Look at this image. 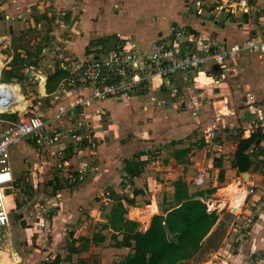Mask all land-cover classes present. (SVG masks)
Returning <instances> with one entry per match:
<instances>
[{"label": "crops", "instance_id": "0c3cea01", "mask_svg": "<svg viewBox=\"0 0 264 264\" xmlns=\"http://www.w3.org/2000/svg\"><path fill=\"white\" fill-rule=\"evenodd\" d=\"M125 1L0 0V83L10 85L14 96L10 106L4 107L0 101V136L25 115L51 118L60 105H69L78 94V87L72 83L77 79V59L88 57V51L106 50L107 42L104 47L94 44L90 48V40L96 36L91 32L82 38L81 25L78 30V23L73 24L77 16H85L92 21L108 16H123L120 24L115 26L121 42L118 46L124 39L136 36L139 45L147 48L159 36L169 35L172 26L179 27L185 39L192 40L188 43L191 48L199 53L206 41L211 45L232 46L247 38L264 35V0H249L248 12L240 9V0H224L225 5L230 1L231 5L239 8L234 15L222 9L224 7L217 4L218 0H208L211 2L207 3L202 0H148V4L138 11V16L128 14ZM128 1L140 5V0ZM122 4L119 14H116L114 8L120 9ZM197 7L200 14H197ZM1 16H6L9 21ZM30 16H40L42 20L49 18L52 20L50 23L54 21V31L50 32L52 36L43 41L31 38L27 31L18 32L16 22L20 26L27 24L26 29L33 20ZM61 16L62 21L57 22ZM213 17L215 20L217 17L222 24L214 23ZM134 18L136 23L132 25L130 20ZM85 26L82 24V28L87 30ZM39 27L42 28L40 21ZM137 28L140 32H135ZM113 34L114 31L107 33V36ZM99 38L105 37L99 35ZM61 53L66 59L59 57ZM245 53L257 55L262 60L241 64L243 59L239 57ZM108 54L100 55L105 57ZM226 65L223 69H219V66L217 69L216 66L213 70L207 69L203 72L204 76L200 74L191 82H187L179 73L171 86L157 77L150 91L144 95L133 99H109L87 107L88 121L99 141L97 174L76 188L64 185L57 190L53 186L57 191L50 200L57 201L60 194V207L51 204V208L47 206L50 210H44L49 211L48 217L53 218L49 221L45 218V228H39L40 215H37L38 221L29 222L28 212L18 207L19 220L11 217V223L0 229V264H82V253L88 248L72 253L73 249H69L68 243L74 242L72 248H76L82 245L83 238H88L90 244L97 245L93 241V230L96 223L101 228V224L107 222L105 216L115 204L112 194L122 197L128 211L127 218L138 222L140 231L148 232L153 220L165 215L164 199H172L174 183L180 178L187 182L190 193H203L201 198L207 203L209 211L219 213L207 238L222 220L225 221L227 214L232 215V211L240 210L233 213L235 236L230 239L226 237L228 244L213 252L212 258L199 264H218L219 261L222 264H252L250 256L253 251L264 252V175L255 171L258 165L255 163L246 177V172H238L233 161L240 138L250 137L255 129L264 127V122L257 126L256 120L249 127L246 126L237 106V102L244 100L239 90L243 83H248L250 89L259 95L250 92L248 98L264 99V54L240 52L228 59ZM242 67L251 69V79L241 82L242 78H234L230 85L227 75L240 71ZM213 72L217 74L213 75ZM240 73L243 74L242 71ZM4 74L8 79L4 80ZM173 86L185 89L186 97L172 96ZM17 102L20 106H17ZM262 108L264 104L258 110L250 111L255 114L261 112L259 109ZM31 146L35 148L34 144ZM30 150L27 148V151ZM183 150L189 152L185 154ZM69 151L73 167L79 168L82 161L89 159L74 147ZM37 154L52 156L51 153ZM128 160L140 163V174L131 176L127 172ZM55 175L53 179L61 187L64 175ZM231 187L245 189L246 195L240 204L235 205L232 194L226 191ZM251 188L254 193L250 192ZM128 199L134 203H129ZM239 223L244 227H240ZM238 228H243V233L238 234L241 231ZM3 231L7 234L3 235ZM106 231L115 233L111 228L102 233ZM122 237L119 234L118 239ZM112 240L110 247L104 246L105 243H99L96 247H100L104 254L100 260L94 258L98 259L99 264H119L128 259L131 249L117 247L115 240ZM200 251L196 257L179 264L189 261L197 264L195 260L201 256ZM78 255L80 258L77 260ZM85 261L91 264L92 260L85 258ZM94 263L95 260L92 261Z\"/></svg>", "mask_w": 264, "mask_h": 264}, {"label": "built area", "instance_id": "2783aa9c", "mask_svg": "<svg viewBox=\"0 0 264 264\" xmlns=\"http://www.w3.org/2000/svg\"><path fill=\"white\" fill-rule=\"evenodd\" d=\"M249 6V0H240L242 11L248 12ZM61 21L62 16L57 18V22ZM189 42L192 40H186L179 27L172 26L169 35L159 36L147 48L139 45L134 36L124 39L105 57L92 53L79 61L77 79L72 81L79 92L69 105H60L51 118L28 114L19 122H13L0 136V229L11 223L12 213L18 208L17 199L9 190L16 180L9 163L13 146L27 142L29 137L38 153H51L58 157L56 169L67 179L70 188H76L97 174L99 141L88 121L87 107L109 99H133L144 95L150 91L157 77L171 86L172 80L180 73L187 82H191L207 69L212 70L213 66L226 68L227 60L240 52L264 54V35L247 38L232 46L205 42L200 53L192 49ZM59 57L64 58V55L61 53ZM172 90L175 98L187 95L186 90L180 87L173 86ZM13 98L8 85L0 86V101L4 106H10ZM71 147L89 158L82 161L79 168L73 167L69 160ZM250 192L254 193V189L251 188ZM56 199H61L60 194ZM58 200L54 207H60ZM45 218V214L40 217L41 227H45ZM260 253L253 251L250 260L256 262Z\"/></svg>", "mask_w": 264, "mask_h": 264}, {"label": "rangeland", "instance_id": "374dc122", "mask_svg": "<svg viewBox=\"0 0 264 264\" xmlns=\"http://www.w3.org/2000/svg\"><path fill=\"white\" fill-rule=\"evenodd\" d=\"M133 1L134 0H132V2ZM202 1H205L206 3L211 2L208 0H202ZM218 1H219V3H217V4L222 5V7H224L222 9L227 10V12L228 13L230 12V14L234 15L233 10L239 11V8L237 6L231 5L230 1L226 5L224 4V0L223 1L218 0ZM139 4L140 5L132 4V3H129L128 0H126L125 5H127L126 11L128 12V14H131V16H138V11L141 10L142 7H145L146 4H148V0H140ZM122 6H123V4L120 5V9H118V7H115L114 12L116 14H119ZM197 6H200V5L197 4ZM201 6H203V5H201ZM218 9L219 8H217V10ZM215 10H216V7H215ZM35 12L39 13L37 10ZM197 14H200L198 7H197ZM83 15H84V13H83ZM104 16H106V14ZM1 17H4L5 21H9L6 18V16H1ZM30 17H32V16H30ZM32 18H33V20L31 21L30 25H28V27L26 29H24V28H25V26H27V24L24 23V25L20 26L18 24L19 22H16L15 26L17 27L18 32L19 31H27L31 38H33V39L35 38V40H37V38H40L43 41H45V39L47 37H49V35L52 36V34L50 32L52 30L54 31V28H53V23H55L54 21L52 23H50L52 20L50 21L49 18H47V20H42L43 18H41L40 16H33ZM122 18H123V16L122 17L121 16H119V17L108 16L105 19L99 18V21L98 20L92 21L91 19H88V17L77 16V18L74 19L73 24L78 23V28H77L78 30H80L79 27L81 25L82 34H80V35L83 36L82 38H85V35H88L91 32L95 34V36H96L95 39L90 40V44H91L90 48H92L94 46V44L95 45L98 44L97 46L101 45L104 47V44L107 42L105 44L107 47V48H105L106 50L94 51V52L92 51L91 53H90V51H88L87 55H90L92 53L96 54V55L108 53L112 49H114L116 47V45L118 46L121 43L119 41V37L116 35L117 28H115V26H116V24H120V22L122 21ZM135 18H134V20H130V23L132 25H134L136 23ZM83 19L85 21H83ZM39 21L42 23V28L39 27ZM132 21H133V23H132ZM212 21L214 23H217V24H222V21L218 20L217 17H216V20L213 17ZM94 22H96L97 24ZM67 23H69V21H67ZM82 24L86 25L85 27L87 28V30H84L82 28ZM132 25H130L131 29H133ZM135 28H136V26H135ZM112 31H114V34L111 36L110 35L107 36V33H110ZM138 31H139V29L137 28L135 30V32H138ZM77 35H79V34H77ZM99 35H103L105 38H99ZM92 37L94 38V36H92ZM48 42L53 43L52 41H48ZM206 42H208V41H206ZM110 48H112V49H110ZM246 54H248V53H245L244 55H246ZM244 55L239 57V58H241V60L243 59L241 64H246V62L253 64L256 61L262 60L257 55H255V56H253V55L244 56ZM77 60L80 61L82 59L78 58ZM214 67L215 66L212 67V70ZM240 71H242L243 74L246 75L247 77L245 78L244 75L240 73ZM240 71L236 70L235 72L227 75L228 79L231 78V80L227 79V81L230 82V85H231V81L234 78L235 79H238L239 77L242 78L241 82L242 81L245 82V80L249 81L251 79L252 75H250V71H251L250 68L245 69L244 67H242L240 69ZM216 74H217L216 72H213V75H216ZM5 79H8V78H6L5 74H4V80ZM241 82H239V83H241ZM240 86H242V87L240 89L239 88L238 89L242 91L241 94L244 97V100L241 99L239 103L237 102V106H239L238 109H240V112H241V118L246 122L245 125L248 127H249L250 123L254 120L257 121V126H259L260 124H262V122H264V109L263 108L259 109V111H261V112H257L255 114H252L250 110H258L259 106L261 104H264V99L261 101L259 99L260 97L259 98L256 97L258 100L254 97L248 98L247 96H250V94H251L250 92H252L254 95L257 93L253 92V89H250V86L248 85V83L247 84L243 83ZM24 89H25V87H24ZM27 90H29V86H27ZM260 90H263V89H260ZM248 93H250V94H248ZM257 96H259V95L257 94ZM252 125L255 126L254 123ZM252 128L255 129L256 127H252ZM263 129H264V127H262V128L260 127L258 129H255L254 132H260V131L264 132V131H262ZM27 140H28L27 142H24L22 144H19V145L12 147L9 163H10L12 172H13L16 180H18V182H19V186L16 187V183L14 182V184H13L14 186L12 185V187L9 188V190H11L13 192V194L15 195V198L17 199V202L20 203L21 208H19V209H23L25 212H28L27 213L28 215H30L29 222H32L35 220L38 221L37 215L44 216V214L46 216V220L49 221L53 218L48 217L49 211H44V210H50V208L52 206L51 204H54L57 202L56 200H53V201L50 200V198H52L53 194H55L54 187L56 185H54L55 180L53 179V177L56 176L55 174L61 175V173L57 169H55L56 168L55 166H56L57 161H58V157L55 155L51 156L49 154L48 155H40V154L38 155L37 154L38 152L35 150V148H33V146H31L32 144L29 143V141H30L29 137L27 138ZM262 142H264V141H262ZM261 145L264 146V143H261ZM57 147H59V146H57ZM27 148H29V150L30 149L31 150L27 151ZM71 156L72 155L70 154L69 157H71ZM257 164H258V165H256L257 170H255V171L260 172V173L262 172V174L264 175V166L260 163H257ZM43 166H44V168H43ZM51 178L53 179V182H52ZM244 182L246 184H248L246 181H244ZM9 198L12 199L13 196H10ZM47 206H49L50 208L47 209L48 208ZM37 209L43 210V212L42 213L39 211L37 212ZM17 210H18V208L15 211H13V213H12V219H14V220H19L18 215H20V214L17 212ZM105 210L106 209H104L103 213L105 212ZM236 211L238 212L240 210L236 209ZM232 212L234 214L237 213L234 211H232ZM233 213H232V215L227 214L225 216V221L222 220L221 223L217 227H215L214 231H212V233L209 235V237L208 238L206 237L207 239L203 245V248L200 251L201 256H199L195 260V262H198L197 264L201 263L202 261L203 262L206 261V259L212 258L213 257L212 253L219 250L221 246L225 247L228 244L226 237H228V239H230V237L235 236V231H234V229H232V222L234 221ZM21 214H22V216H24V213H21ZM39 220H40V218H39ZM47 221H46V224H47ZM92 225H95V224H92ZM239 226L244 227V225H242L241 223H239ZM40 227L41 226H39V228ZM100 229L101 228L99 227V223L98 224L96 223V229L93 230V232L100 231V233H102L103 231H105L103 229H101V230ZM238 230H241L240 232H238V234L243 233V228H238ZM68 232H70V231H68ZM5 234H7V232L3 231V235H5ZM104 234L107 236L106 238H108L107 242L106 241L103 242V243H105L104 246L107 245L108 247H110L112 242H113V240L111 238L112 232L106 231V233H104ZM63 242L65 243V241H63ZM70 242L68 243L69 249H72L74 242H72V241H70ZM98 245H100V244H97L96 246L95 245L93 246V244H89L88 249L85 250L86 252L82 253L84 255V258L81 259L82 260L81 262L80 261L79 262L82 264H88V262L85 261V258H87L88 260L90 259V261L95 260L94 264H99L98 259L100 260L104 254H103V250L100 247L96 248V247H98ZM67 247H68V245H67ZM257 252H261V253H260V255L257 256L258 258H257V260H255L256 262H253L252 264H264V259H262V257L264 256V254H262L263 251H257ZM72 253H74V252H72ZM82 254H80V255L82 256ZM80 255H78L79 257H77V260H78V258H80ZM95 257L98 259H94ZM92 261L90 262L91 264H92ZM181 264H194V263L189 261V263H181ZM218 264H222L221 261H219Z\"/></svg>", "mask_w": 264, "mask_h": 264}, {"label": "trees", "instance_id": "16d2710c", "mask_svg": "<svg viewBox=\"0 0 264 264\" xmlns=\"http://www.w3.org/2000/svg\"><path fill=\"white\" fill-rule=\"evenodd\" d=\"M20 106V103H16ZM264 132H253L250 137L240 138L233 165L238 172L244 173L252 169L255 163L264 166ZM187 154L189 150H183ZM126 170L131 176L141 172V165L136 161H127ZM62 181V186L55 182V189L59 190L64 185L68 186L67 179ZM19 186L18 180L15 181ZM175 193L170 200L166 197L163 208L165 215L153 220L148 232L139 230V223L127 218V208L122 202V197L112 194L114 206L105 216L106 223L101 224V229L111 228V238L117 247H129L131 252L128 259L119 264H179L183 260L194 257L203 246L204 239L211 232L219 218V213L208 210L207 203L201 198L202 192L192 194L189 186L182 178L174 183ZM70 188V187H69ZM56 190V191H57ZM54 190V192L56 193ZM129 203H134L128 199ZM18 207H21L18 203ZM123 237L119 240V234ZM106 235L95 232V244L103 243ZM90 239L83 238L81 246L72 248L73 252H82L87 249Z\"/></svg>", "mask_w": 264, "mask_h": 264}, {"label": "bare ground", "instance_id": "6f19581e", "mask_svg": "<svg viewBox=\"0 0 264 264\" xmlns=\"http://www.w3.org/2000/svg\"><path fill=\"white\" fill-rule=\"evenodd\" d=\"M202 76H204V73H201ZM3 83H0V86H4L6 87L7 85H2ZM11 91H12V87L9 85L8 86ZM6 107V106H4ZM249 175V174H248ZM246 175V177L248 176ZM232 186V185H231ZM226 191L232 196V201L235 205L240 204L242 202V200L245 198L246 195V191L243 188H237V187H231L226 189ZM7 262V261H6Z\"/></svg>", "mask_w": 264, "mask_h": 264}, {"label": "water", "instance_id": "95a60500", "mask_svg": "<svg viewBox=\"0 0 264 264\" xmlns=\"http://www.w3.org/2000/svg\"><path fill=\"white\" fill-rule=\"evenodd\" d=\"M29 76H31V75L29 74ZM245 175H248V172H246Z\"/></svg>", "mask_w": 264, "mask_h": 264}]
</instances>
